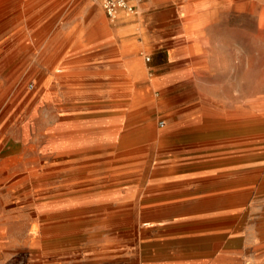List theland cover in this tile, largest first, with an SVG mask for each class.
Here are the masks:
<instances>
[{
	"label": "rangeland",
	"instance_id": "1",
	"mask_svg": "<svg viewBox=\"0 0 264 264\" xmlns=\"http://www.w3.org/2000/svg\"><path fill=\"white\" fill-rule=\"evenodd\" d=\"M190 4L185 18L213 31L210 68L186 70L178 97H80L77 150L53 154L94 14L126 32L141 8L111 19L97 0H0V136L35 147L29 171L0 165V215L14 213L0 264H264V0Z\"/></svg>",
	"mask_w": 264,
	"mask_h": 264
},
{
	"label": "crops",
	"instance_id": "2",
	"mask_svg": "<svg viewBox=\"0 0 264 264\" xmlns=\"http://www.w3.org/2000/svg\"><path fill=\"white\" fill-rule=\"evenodd\" d=\"M193 1L195 0H141L137 3V9L141 8L142 12L137 19H123L129 28L126 32L108 30V20L97 10L93 18L97 31L87 35L81 50L74 52L70 58V72L73 73L75 69L80 71H75V75L71 76L68 97H57L68 105L69 112L68 120L56 127L58 136L56 138L53 135V154H73L77 150L76 106L80 97H84L88 105H93L102 103L109 97H144L158 86L163 89L165 97H178V87L183 85L186 70L210 68L208 59L213 54L211 47L215 43L213 31L198 29L196 15L188 20L185 18L184 12ZM147 50H150L153 57V68L160 70L155 77H147L144 73L142 56ZM151 55L147 57L150 60ZM85 114L81 116H87ZM118 122V119L113 120L112 124L115 123V126L111 133L121 132ZM99 123L100 125L92 126L99 128L102 136L109 133L104 131V120L101 119ZM80 125L87 128L89 123ZM1 137L6 141V151L0 153L4 155L0 159V165L6 167L1 172L10 173L18 165L29 166L28 152L35 147H29L28 138L14 148L15 146L10 147L8 135L2 134ZM13 150L18 151L13 154ZM33 163L34 161L31 164ZM26 170L29 171V168ZM4 174L1 173V177L4 178ZM8 204L2 195L0 205L6 207ZM8 208H12V205ZM12 215L14 213L11 210L10 213L0 215V245L4 244L3 238L6 236L4 222L7 216ZM43 222L44 216H41L40 223ZM38 233H35L37 236L34 238L37 243L44 240V236Z\"/></svg>",
	"mask_w": 264,
	"mask_h": 264
},
{
	"label": "built area",
	"instance_id": "3",
	"mask_svg": "<svg viewBox=\"0 0 264 264\" xmlns=\"http://www.w3.org/2000/svg\"><path fill=\"white\" fill-rule=\"evenodd\" d=\"M101 5L104 13L111 19H115L121 10L134 14L137 12V3L141 0H97ZM150 61V58L146 59ZM160 126L164 127L165 122H160Z\"/></svg>",
	"mask_w": 264,
	"mask_h": 264
},
{
	"label": "bare ground",
	"instance_id": "4",
	"mask_svg": "<svg viewBox=\"0 0 264 264\" xmlns=\"http://www.w3.org/2000/svg\"><path fill=\"white\" fill-rule=\"evenodd\" d=\"M151 136H155L154 132L151 134ZM68 149V148H67Z\"/></svg>",
	"mask_w": 264,
	"mask_h": 264
}]
</instances>
